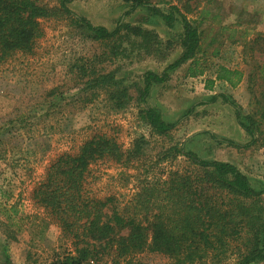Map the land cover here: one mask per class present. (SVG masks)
<instances>
[{"label":"rangeland","instance_id":"374dc122","mask_svg":"<svg viewBox=\"0 0 264 264\" xmlns=\"http://www.w3.org/2000/svg\"><path fill=\"white\" fill-rule=\"evenodd\" d=\"M37 1L49 9L59 7L58 0ZM152 1L165 12L177 3ZM262 1L259 11H264ZM191 4H199L188 15L191 21L200 17L203 6L210 12L201 26L205 77H188L191 61L187 62L170 70L168 80L153 85L147 97L150 108L176 125L168 136L153 135L140 119L144 106L136 88L143 87L145 73L162 74L180 57V22L167 27L143 8L127 15L131 4L126 0H74L69 9L93 26L109 31L124 26L115 45L111 42L107 47L86 38L65 19H43L42 35L33 52L17 53L0 64V264H4L2 249L6 244L14 264H51L76 256V249L87 246L99 253L83 264H113L114 249L95 247L82 227L65 230L35 198L51 166L63 155H77L95 137L113 140L124 160L121 164L113 158L97 161L85 174L83 194L93 202L108 201L104 208L107 215L114 210L143 226L156 215L167 216L163 192L171 177L178 173L193 178L199 173L184 156L175 157L173 148L178 146L202 160L232 164L257 190L264 189V13L245 12L242 0H193ZM234 19L242 27L223 28ZM127 26L148 31L149 45L128 33ZM157 37L163 43L162 54L157 53ZM113 46L120 48L117 56L112 54ZM217 48L219 54L214 56ZM81 65L89 72L113 73L122 87L128 88L132 102L115 110L105 90L91 94L85 88L86 79H80L77 66ZM217 65L240 69L255 78H246L235 89L218 83L210 92L205 82L214 77ZM225 97L241 109V121L255 130L254 144ZM260 199L264 206V196ZM132 264L171 261L160 253L145 251L134 256Z\"/></svg>","mask_w":264,"mask_h":264},{"label":"trees","instance_id":"16d2710c","mask_svg":"<svg viewBox=\"0 0 264 264\" xmlns=\"http://www.w3.org/2000/svg\"><path fill=\"white\" fill-rule=\"evenodd\" d=\"M73 1L58 0L59 7L49 9L40 5L37 0H0V64L17 53L33 52L42 35L43 19L70 21L83 31L86 38L105 43L107 47L118 40L124 26H118L114 31L95 27L69 9ZM126 1L131 4L127 15L143 8L156 15L167 27H173L177 22L182 26L180 57L162 74L145 73L143 87L136 88L139 103L144 106L139 112L140 119L150 127L153 135L168 136L176 125L167 123L158 111L150 108L147 97L153 85L163 84L168 80L170 70H175L187 62L191 61L188 77H205L207 67L202 63L203 56L206 55L203 48L205 33L201 26L209 14L204 10L196 21H191L188 15L193 14L199 7V4H191L193 0H175L177 3L171 5L166 12L154 6L152 0ZM127 29L128 33L142 38L145 46L149 45L151 40L148 31L142 28L131 29L129 26ZM259 41L260 38L253 43L256 45ZM162 46L163 43L157 37L158 54L163 53ZM168 46L169 43L167 49ZM111 48L112 54L117 56L119 46ZM218 54L217 48L213 55ZM77 67L80 79H86V90H91L93 95H96L95 90H105L107 99L115 110L124 109L132 102L133 97L128 88L122 87V81L117 80L113 73L105 75L89 72L86 65ZM261 73L264 74L262 71ZM213 75L214 79L205 82L207 90H212L216 82L235 89L246 78L247 81L255 78L247 75L245 71L224 65H217ZM225 101L235 109L238 122L251 136V144H254L255 130L241 121V109L229 98L225 97ZM229 144L236 146L231 142ZM173 150L175 157L184 156L199 173L193 178L178 173L171 177L168 190L163 192V202H166L163 211L168 214L156 215L153 221H148L147 226L133 220V217L125 219L114 210L111 215H107L104 208H107L108 201L93 202L83 194L85 174L92 164L106 158H113L120 164L124 162L123 154L116 143L105 137H95L87 141L75 156L60 157L49 169L45 180L35 192V198L58 219L65 230L82 227L86 239L93 240L95 247L101 250L114 249L116 255L113 264H132L133 257L145 251L160 253L171 264L263 263L264 206L260 198L264 196V189L257 190L249 178L232 164L202 160L195 153L186 152L180 146ZM2 252L4 264H14L8 244L3 247ZM95 253L99 252L91 251L87 246L76 249V256L68 255L51 264H83Z\"/></svg>","mask_w":264,"mask_h":264},{"label":"crops","instance_id":"0c3cea01","mask_svg":"<svg viewBox=\"0 0 264 264\" xmlns=\"http://www.w3.org/2000/svg\"><path fill=\"white\" fill-rule=\"evenodd\" d=\"M242 2H244V5H246L247 7L245 8L246 9V11L245 12H250V13H264V11H259L258 10V7L260 6V3L261 2H263L262 0H242ZM243 5V4H242ZM202 11H204V9H206V12H207V7H205V6H203L202 7ZM202 13V12H201ZM209 15H208V17H207V20H208V18H209V16H210V12L208 11L207 12ZM230 13V12H229ZM264 15V14H263ZM239 21H236L235 19H234V22H233V24L232 25H224L225 27H223L224 29H233V28H236V27H242L241 26V24L240 23H238ZM159 74V73H158ZM210 79H214V77H210ZM218 83H220V82H216L215 83V85H214V88L212 89V90H209L210 92L211 91H214V89H215V87L218 85ZM221 84H223V83H221ZM226 85V84H225ZM242 85V84H241ZM226 86H228V85H226ZM227 88H230L229 86L227 87ZM230 89H232V88H230Z\"/></svg>","mask_w":264,"mask_h":264},{"label":"built area","instance_id":"2783aa9c","mask_svg":"<svg viewBox=\"0 0 264 264\" xmlns=\"http://www.w3.org/2000/svg\"><path fill=\"white\" fill-rule=\"evenodd\" d=\"M88 264H92V263H88Z\"/></svg>","mask_w":264,"mask_h":264}]
</instances>
